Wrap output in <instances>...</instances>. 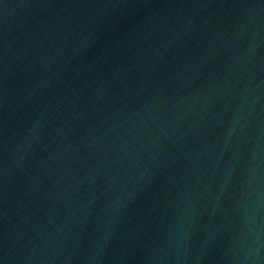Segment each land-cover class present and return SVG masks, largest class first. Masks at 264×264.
I'll return each mask as SVG.
<instances>
[{
  "label": "water",
  "instance_id": "water-1",
  "mask_svg": "<svg viewBox=\"0 0 264 264\" xmlns=\"http://www.w3.org/2000/svg\"><path fill=\"white\" fill-rule=\"evenodd\" d=\"M0 264H264V0H0Z\"/></svg>",
  "mask_w": 264,
  "mask_h": 264
}]
</instances>
